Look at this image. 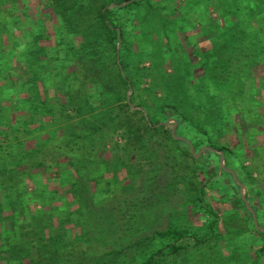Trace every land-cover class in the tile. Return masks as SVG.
<instances>
[{
    "label": "rangeland",
    "instance_id": "374dc122",
    "mask_svg": "<svg viewBox=\"0 0 264 264\" xmlns=\"http://www.w3.org/2000/svg\"><path fill=\"white\" fill-rule=\"evenodd\" d=\"M148 2L150 8L136 10L130 15L124 13V18L113 16V19L125 25L124 39L127 48L137 52L133 61L137 62L140 54L144 55L142 61L133 64H138V68H150L149 60L152 58L159 63L153 76L146 75L142 83L133 89L130 85L127 90L122 89L120 97L124 96V99L119 100L118 90L106 89V72L103 70L97 82L100 87H90L81 81L82 76L89 75L87 69L83 68V72H86L83 73L80 68L85 63L84 57L78 53L84 40L64 24L60 0H0V8L9 12V15H15H10L12 18L3 27L8 34H12V38L4 39L5 42L0 46V117L5 120L0 130L9 131L16 118L24 116L34 117L35 124L32 125L43 124L44 131L54 128L53 134L43 136L37 142L35 139L28 140L26 148L32 149L33 155L54 143L57 136L83 137L89 127H83L82 119L93 117L91 124L100 126L101 130L94 134L92 140L87 139L74 145L75 153L69 157L64 156L69 153L63 152L59 162H43L39 167L32 168L30 174L20 181L18 188L12 190L15 201L21 203L22 207H19L22 215L15 217L17 227L20 222L24 223L27 215H34V219L39 222L36 214L38 210L45 211L48 220L53 209L59 206V220L65 218L64 212H70L71 221L64 223L68 237L66 243L73 238L76 241L78 235L85 232V240L76 243V249L80 247V250L75 252L74 249L73 256L78 261L76 264H91L104 252L111 251L119 253L117 262L122 260L124 264H140L153 250L165 252V242L160 239L154 240L142 250L128 248L138 240L152 237L153 232L166 231L171 227L187 229L191 234L205 230V223L210 219L205 210H200L198 202L203 188L206 192L204 203L207 209L219 217L218 238L197 246L189 240L185 251L165 256L158 264H262L264 256L259 257V241L252 231V222L236 210L235 186L219 170L224 168L221 153L213 149V155L206 159L205 165H196L188 152L194 160L199 161L200 155L210 148L204 147L197 151L189 144L188 148L178 149L169 138V133L173 135L176 126L172 119L160 122L167 128L165 133L147 132L149 118L145 109L153 111L167 95H176V98L181 96L175 91V87L179 85L174 83L173 77L167 80V76L172 74V63L175 59L185 57L197 66L198 56L211 50L215 44V36L223 27V21L229 23L232 27H225L228 30L222 32L220 44L225 46L226 38L239 34L244 37V41L249 42L250 55L234 59L228 65L227 72L225 69L226 76L231 77L230 81L227 84L219 82L222 86L217 92L215 109L224 120L206 122L201 113H193L195 120L204 123L205 134L199 135L193 126H187L189 128L182 130V134L184 137L188 134V138H177L190 143L189 138L193 139L198 134V137L204 138V142L210 141L216 146L232 148V168L243 174L244 168L250 171L254 181L248 179L247 182H252L253 195L264 202V65H261L264 63V56H260L261 60L256 59L259 61L257 65V62L251 63L254 50L264 49V0ZM98 6L97 2L89 19L94 17ZM246 6L250 7L245 9L246 12L251 10L255 16L251 19V16L246 18L243 14L245 19L236 21L235 12L241 14ZM135 18L139 19L138 25L137 21H133ZM184 18L188 20L189 29ZM180 21L185 27L183 32L178 33L175 30ZM240 25L241 31L251 32L250 35L243 36ZM12 39L21 44L35 41L36 50L43 54L39 57L43 62H26V56L20 54L18 49L9 53L8 48L13 45ZM140 39L145 42L143 48H137ZM232 45L223 48L234 58ZM107 50L109 44L102 41L100 55ZM33 71L45 74L44 84L38 86L40 95L37 101H45L42 104L45 105L46 112L27 107L26 94L21 93V90L25 92L28 84L23 86L24 89L17 86L21 80L27 81ZM175 75H178L175 78L180 83L186 84L188 95L195 91V83H192L194 79L200 77L207 82L205 72L198 66L189 68L188 74L176 71ZM166 81L167 86L164 85ZM173 85L174 88L171 87ZM98 88L99 91L102 90L99 95ZM17 90L20 91L19 99H23L22 104L17 98ZM90 95L97 100L89 102L96 109H93L95 111L92 117L90 112L84 116L82 113L66 110L69 103L73 106L70 96L73 101L82 103ZM102 99L105 101L102 102ZM201 100H189L190 106L199 102L206 104L205 96ZM18 102L21 105L19 108ZM184 107L186 111H191L186 102ZM48 110L52 111L51 115ZM87 125H90V121ZM1 143L5 142L0 140V145ZM37 144L40 147L36 150ZM217 155H220V159ZM60 175H63V186L58 182ZM232 175L235 177L234 173ZM73 183H77L80 188V199L71 191ZM24 190L30 195H24ZM3 194L4 192H0V201L5 208ZM239 194L245 198L244 189L242 193L239 190ZM247 208L249 212H253L249 205ZM6 214H9L7 210ZM8 216L12 217L11 214ZM51 219V228H56V218ZM80 219L82 222L79 224ZM8 224L10 222L6 221L5 226L10 229ZM3 237L8 238L9 235ZM13 242H17L15 235ZM110 258L111 256L104 258L105 262ZM21 264H26V260Z\"/></svg>",
    "mask_w": 264,
    "mask_h": 264
},
{
    "label": "trees",
    "instance_id": "16d2710c",
    "mask_svg": "<svg viewBox=\"0 0 264 264\" xmlns=\"http://www.w3.org/2000/svg\"><path fill=\"white\" fill-rule=\"evenodd\" d=\"M97 2L99 6L96 7L95 15L89 19V15L91 14L92 9ZM97 2L96 0H60L59 6L61 8V17L63 18L64 24L67 25V28L71 31H74L75 33H78L84 40L78 53L84 57L85 63H83V66H79L81 68V72H83L84 70L82 69L85 68L87 69L89 75L83 74L84 76H82L81 81L83 83L86 82L90 87L94 86L97 88L99 86L97 85V82H99L100 75H102L101 71L103 70L106 72V89L118 90L119 92L117 95L120 97V94L122 95L121 90H127L128 85H130V87L133 89L134 86L142 83V79L146 75L148 77L153 76V72L159 63H157V59L152 58L151 61L149 60L151 64L150 68H138V64H133L142 61V57H144V55L140 54L138 61H133L137 55V52L131 51L129 48H127L124 39L126 34L125 25L113 19V16L119 15L120 17L124 18V13L130 15L136 10H144L146 7L150 8V5L148 0H106V2L104 0H97ZM110 5L113 6L109 8ZM249 8L250 7L246 6L244 9H242L244 12H241V14H238L236 11V14L232 13V15H235L236 21L240 18H249L250 16L252 19L255 14H252L251 10L248 12L245 10ZM12 14L13 13L10 15ZM243 14H245V17ZM10 15L9 12H5L4 9L0 8V46L5 42L4 39L10 40L12 38V34H8L3 28L5 25H7L9 21L8 19L12 18ZM138 20V18H135L133 21H137L138 25ZM183 21L187 26V29H189L190 26L187 25L188 20L184 18ZM222 24L223 27L216 34V42L213 44L212 49L205 51L198 56L199 63L197 66L200 70L205 72L207 82L205 83L203 78L200 77L194 79V82L192 83H195V91L192 95H188L185 90L186 84H184V82L180 83L176 79L178 75H175V73L176 71L179 73L180 71H183L185 74H188L189 68H196L197 66L193 62L186 60L185 57L178 58V60L175 59V61L172 63V74L167 76V80L173 77L174 83L179 85V87H175V91L181 96L176 98V95L172 97L167 95L164 100L160 101L162 102L160 105L153 108L154 110L151 111L152 113L145 109L149 118V122H147L146 125V131L149 133L151 132L152 134L158 132L165 133L167 128L164 124H160V122L163 123L169 119H172L176 126L174 134L170 135L169 133V138L178 149L183 147L188 148L189 144H191L194 150L197 151L204 147L210 148L209 151L206 150L200 155L199 161L194 160V157L190 154V152H188L189 157L193 159V162L196 163V165H205L206 159L213 155L214 150L223 155L224 168L219 170L222 174L227 176L230 182H232L235 186L236 194H234V203L237 206L236 210L245 215V217L249 218V220L252 222V231L257 235V240L259 241L257 250L259 257L261 258V256H264V232L256 230L255 226H253L252 213L248 211L246 203L240 197V186L236 184L239 183L242 185L243 189L245 190L246 202L256 216L258 227L264 229V202H261L259 198H256L255 195H253L254 192L251 185L252 182H247L248 179L254 181L252 180L251 173L246 168L243 169L244 174L239 172L236 168H232V162L230 161L233 152L232 148L228 146H216L212 142H204V138L198 137L200 134H205L204 123L199 122L200 120H195L193 115V113H201L204 116L206 122H208V120H210V122L216 120L221 122L224 120V118L221 117V113L217 112L215 109V105L217 104V92L220 91V87L222 86L219 84V82H225L224 84H227L230 81L229 79L231 77H227L226 72L228 65L234 62V59H239L242 55H246L245 57L250 55L248 47L249 42L244 41V37H241L239 34H232L230 38H226L225 46L220 44L219 40H222V32L228 30L225 29V27H232L229 23L226 24L225 20ZM178 25L179 26L175 31H178V33L183 32L185 26L182 24V21H180ZM192 27H194V24ZM250 33L251 32L246 30L241 31L243 36L250 35ZM118 40H120V43L119 48L117 49ZM102 41H106L109 44V50L106 52L103 51V53L100 55ZM12 42L13 45L11 48H8L9 53H13V49H18L20 54L26 56V62H43L39 59V57L43 54H40V52L36 50L35 41L23 42L21 44L18 43V41L12 39ZM138 42L137 48H143V46L145 47V42L143 43L141 39L138 40ZM230 45L233 46L234 58H231V56L228 54V50L225 49ZM221 50L222 52L219 53L218 51ZM1 52L2 51L0 49V53ZM253 55L254 56H251L252 64L257 62V60H261L260 56H264V49L256 48ZM255 56L256 58H254ZM258 62L255 65H257ZM4 63L7 64L6 62ZM261 65H264V63ZM133 76H135L134 80L132 79ZM29 77L30 78L27 79V81L21 80L18 82L19 84H17V86L22 88L24 85L27 86L28 84L25 92H22L21 90V93L26 94L25 101L29 103L25 104L27 107L33 108L34 111L36 109H43L46 112L47 109H45V105L42 104L45 103V101H37V98L40 95L38 86L40 84H44L45 74L41 73L40 71H33L30 73ZM170 81L172 82V80ZM164 85L167 86V81ZM174 86L175 85L171 87L174 88ZM182 90L183 92L181 93ZM101 91H99L98 88L97 94L99 95ZM19 92L20 91L17 90L18 99L20 96ZM203 96L206 97V104L205 102H202L203 104L199 102L195 106H190L189 100L195 99L196 101H202L201 98ZM87 97L85 101L83 100L82 103H79L73 101L72 96H70L69 100L73 102V106L72 103L70 104L68 102V106L65 107L66 110L82 113L84 116L88 115L90 112L91 116L94 114L93 112L96 109L91 106V103L89 105V102H91V100L94 102L97 100H95V96L92 95ZM120 99H124V96L120 97L119 100ZM22 100V98L19 99L20 104L23 103ZM101 101L104 102L105 99H102ZM185 102L191 111H186L184 107ZM104 105L108 107L107 103ZM20 106L21 105H19L18 108ZM148 109L149 111L151 110L150 108ZM0 111H2L1 107ZM30 111L35 113L31 109ZM49 111L50 110H48V112ZM48 114L51 115L52 111H50ZM12 118L14 117L12 116ZM16 119L17 120L10 126L11 129L9 131L3 129L0 130V140L5 142L1 143L0 145V192H4L3 197L6 205L5 208H3V203L0 201V222H2L0 224V262H3L4 264H21L24 260H26V264H76L78 261H75V257L73 256L74 249H76L77 241L85 240V232H83L81 235H78L76 241H74L75 238H73L74 240L72 239L69 243H66V238L68 239V237L67 233L65 232L66 230L64 229V223L71 221L70 212H64L63 215H65V218L63 220H59V216L61 217V212L60 210L58 211L59 206L54 205L56 207L53 209L54 212L51 213L52 215L50 216V219H46L45 215L48 216V214L45 211L38 210L36 214L39 217V222L34 219V215H27L25 221H23V219L21 220L24 223L21 224L20 222L19 226L17 227L15 217L22 215L19 209V207H22L21 203L15 201V195L12 190H16L18 188L20 181L25 179L30 174L32 168L39 167L43 162L45 164H47L46 162L48 161L56 160L59 162L63 152L69 153L68 155H64L67 157H69L70 154H74L75 152L73 146L77 145L79 142H85L87 139L92 140V138H94V134L101 131L100 126L91 124V121L94 119L93 117L91 119H82L81 122L83 123V127H89V131L85 132L83 137L80 135L65 137L57 136L54 143H52L47 148H44V150L40 151L39 153L37 152L38 154L33 155L32 149L26 148V144L29 142L28 140L35 139L37 142L38 140H41L43 136H49V134H53L52 132H54L55 129L51 128L48 131H44L45 126L43 124L32 125L35 124L34 117L32 116H30V118L24 116L22 118ZM89 121L91 126L87 125ZM4 122V118L0 117V128L4 126ZM30 125L31 127H29ZM187 126H193L199 134H197L193 139L189 138L190 143L181 138H177H186L188 136L187 134L184 137L182 134V130L189 128ZM100 139H102V136H100ZM39 147L40 145L37 144L35 149L37 150ZM51 157H54L55 159H51ZM217 158L220 159V155H217ZM228 171H232L235 174V179L232 175L233 173ZM61 177H63V175H60L58 182L59 185L63 186L64 179ZM70 188L73 195L80 199L81 193H79L80 188L78 184L73 183L71 184ZM23 194L26 196L30 195L27 190H24ZM200 194L201 197L198 198L199 208L200 210H205L207 218L210 219L207 221V223H205V230L202 229L201 231L203 232L200 231L198 233L191 234L187 229L171 227L166 231L153 232L152 237L148 236L144 240H138L135 243L129 245L128 248L135 247L137 249L141 248L142 250L146 245H150L154 240L160 239L164 240L165 242V246L163 248L165 252L160 249L153 250L143 258L140 264H158V262L163 261L165 256L177 255L188 248L187 245L189 240H192L193 244L197 246L208 243L213 238H218L217 232L219 231V217L215 212L207 209V206L204 203V196L206 192L203 188L201 189ZM50 199L53 200V198ZM6 210L12 215V217H9V214H6ZM52 217L56 218V228H51L50 222ZM6 221L10 222V224H8L10 229L5 226ZM78 222L80 224L82 220L80 219ZM4 235H9V237L5 238L3 237ZM14 235L17 237L16 243L13 242ZM79 250L80 247H77L75 252ZM117 255H119V253L115 251L104 252L102 256L97 258L95 262H92L91 264H124L121 262L122 260L117 262V259H119L117 258ZM108 256H111V258L105 262L104 258Z\"/></svg>",
    "mask_w": 264,
    "mask_h": 264
},
{
    "label": "water",
    "instance_id": "95a60500",
    "mask_svg": "<svg viewBox=\"0 0 264 264\" xmlns=\"http://www.w3.org/2000/svg\"><path fill=\"white\" fill-rule=\"evenodd\" d=\"M172 132H173V130H172ZM208 150H210V149H208ZM223 160H224V157H223V155L221 154V162H223ZM234 179H235V177H234ZM238 184H239V183H238ZM239 186H240V191H241V193H242V191H243V187H242L241 184H239ZM241 198H242V200L246 203V200H245V198H244L243 195H241ZM246 206H248L247 203H246ZM252 217H253V222H254L255 228H256L258 231H260V232H264V229H261L260 227H258V225H257V221H256V217H255V214H254L253 212H252ZM262 264H264V258H262Z\"/></svg>",
    "mask_w": 264,
    "mask_h": 264
}]
</instances>
